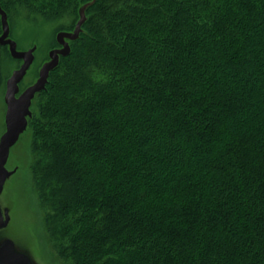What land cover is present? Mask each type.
Listing matches in <instances>:
<instances>
[{
	"label": "trees",
	"instance_id": "obj_1",
	"mask_svg": "<svg viewBox=\"0 0 264 264\" xmlns=\"http://www.w3.org/2000/svg\"><path fill=\"white\" fill-rule=\"evenodd\" d=\"M19 23L69 49L24 131L60 258L264 264V0H0V95Z\"/></svg>",
	"mask_w": 264,
	"mask_h": 264
},
{
	"label": "rangeland",
	"instance_id": "obj_2",
	"mask_svg": "<svg viewBox=\"0 0 264 264\" xmlns=\"http://www.w3.org/2000/svg\"><path fill=\"white\" fill-rule=\"evenodd\" d=\"M52 27L51 23L34 24L33 26L19 23L14 26L13 38L8 36L7 25L4 27L5 33L1 39L4 44L8 45L13 59L6 60L4 64V86L0 95V144L7 133L8 108L5 96L11 79L29 64L25 75L15 88V98L18 99L25 91L39 82L43 68L52 63L55 56H51L53 50L60 51L61 49V47L51 46ZM31 57L32 60H28ZM30 115L31 112L27 119ZM28 142V133H24L10 149L4 163L7 177L0 194V207L6 225L0 229V242H13L15 248L28 249L38 264H70L59 257L50 234L46 230V212L40 205L31 176V154Z\"/></svg>",
	"mask_w": 264,
	"mask_h": 264
},
{
	"label": "water",
	"instance_id": "obj_3",
	"mask_svg": "<svg viewBox=\"0 0 264 264\" xmlns=\"http://www.w3.org/2000/svg\"><path fill=\"white\" fill-rule=\"evenodd\" d=\"M8 32V31H7ZM66 37H71L70 35L64 34ZM61 41H63L61 39ZM65 50L53 51L51 56L53 57L52 63L48 66L44 67L40 74V80L37 84L29 88L25 91L18 99L15 98V88L19 81L23 78L26 73L28 65L24 66L23 69L15 74L14 78L11 79L7 94L5 96V100L7 103V133L2 138L0 144V194L2 193L4 182L7 177L6 170L4 169V163L8 158V154L10 149L17 143L20 135L27 128V116H29V106L31 103V99L35 95L36 92L42 90L45 86L47 75L50 70H52L59 61L60 54H66L68 49V45L64 43ZM15 53V51H14ZM57 55V56H56ZM32 56V55H31ZM28 60H32V57ZM29 62V61H28ZM6 225V220L2 209L0 207V229L4 228ZM22 259V257H19ZM1 263V262H0ZM29 264V263H26Z\"/></svg>",
	"mask_w": 264,
	"mask_h": 264
},
{
	"label": "flooded vegetation",
	"instance_id": "obj_4",
	"mask_svg": "<svg viewBox=\"0 0 264 264\" xmlns=\"http://www.w3.org/2000/svg\"><path fill=\"white\" fill-rule=\"evenodd\" d=\"M0 262V264H38L28 249L15 248V244L9 241L0 242Z\"/></svg>",
	"mask_w": 264,
	"mask_h": 264
}]
</instances>
